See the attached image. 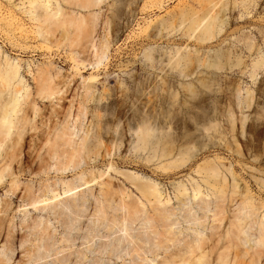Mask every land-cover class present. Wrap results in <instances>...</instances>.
<instances>
[{"label":"rangeland","instance_id":"obj_1","mask_svg":"<svg viewBox=\"0 0 264 264\" xmlns=\"http://www.w3.org/2000/svg\"><path fill=\"white\" fill-rule=\"evenodd\" d=\"M24 1L0 0L1 57L18 65L16 83L35 89L38 68L50 64L55 81L69 79L76 87L62 100L39 103L43 113L36 116L37 130L68 123L69 133L79 139L87 127L90 136L98 126L103 143L98 152L85 151L78 163L65 166L63 145L51 157L49 144L39 141V156L27 157L30 169H21L22 154L15 173L0 179V209L7 211L0 212V264H179L182 256H193L187 245L199 235L206 238L205 246L219 242L233 213L243 216L247 227L230 264H264V246L255 240L264 214V0H99L92 9L69 5L66 10L74 16L96 15L93 43H108L100 64L90 41L71 53L62 30L56 34L62 41L48 49L32 31ZM201 4L202 16L210 12L201 25L215 17L214 34L206 40L198 38L201 26L192 32L188 19L182 20L183 12ZM91 75L95 97L80 119L78 100L84 78ZM64 107L71 109L70 116ZM53 108L60 112L51 114ZM143 124L161 137L156 156L150 146L137 147ZM210 167L218 169L227 190L225 213L217 216L222 220L213 217L214 197H193L194 185L207 193L219 184ZM81 171L96 179L52 198L63 192V181L79 182ZM147 181L156 183L163 201L169 199L162 208L171 216L158 228H171L175 240L163 245L145 212L128 218L115 204L105 209L100 201L106 185L137 200L141 193L135 183ZM180 183L187 187L182 200L177 197ZM246 193L255 212L238 211ZM124 219L136 243L117 225ZM38 245L39 253L31 258Z\"/></svg>","mask_w":264,"mask_h":264},{"label":"bare ground","instance_id":"obj_2","mask_svg":"<svg viewBox=\"0 0 264 264\" xmlns=\"http://www.w3.org/2000/svg\"><path fill=\"white\" fill-rule=\"evenodd\" d=\"M28 2L29 7L28 11L30 12L31 20H33L32 31L41 35L46 41V47L51 49L53 43L65 39L69 41L70 51L74 53L75 51H81V49L89 41L94 44L93 39V30L95 25V14L87 16L86 14L80 15L79 17L74 16L71 12L66 10V7L69 5L78 6L84 9H92L95 7L99 0H25ZM203 3V1H199ZM191 12H183L182 20L189 21V28L192 29V32L200 27V32L198 38L202 40L210 39L214 34L215 28V17L210 15L209 20L204 23V19L210 14L200 13L204 11L203 5L201 4L200 8L191 7ZM191 14L189 17L188 15ZM9 27H13L12 22H9ZM59 30H62L61 39L57 37ZM62 41V40H61ZM57 44V43H56ZM81 48H76V47ZM96 47V57L97 64L102 62V59L106 57L108 43L107 40L101 41L99 44H94ZM0 49V144H5L4 149L0 152V179L15 173L14 168L18 162H22L21 155L24 154L25 163L21 166V169L28 168L30 166L26 164L27 157L36 154V157L39 156L40 146L39 141H44L49 144L48 151L51 154V157L58 153L60 146L63 145L62 153L66 158L65 166H69L72 163H78L80 158L83 155V152L87 151L89 153L98 152L100 146L103 143V133L100 127H96L94 132L90 134V128L85 129L86 134L81 136L79 139H75L71 133H69V124L66 123L62 127L54 125L49 127L48 130L41 128L37 130L39 126L36 123V116H39L43 113V109L39 108V103H44L45 99H57L62 100L65 97V93L74 94L76 91L75 83L72 85V80L65 79L55 81L52 75V67L50 64L39 67L37 70L36 76H34L35 89L29 88L28 86H21L20 83H16L18 76V65L10 62L9 58L1 57ZM185 58V56H183ZM179 62V60L177 61ZM94 76L84 78L83 89L84 92L81 95V98L78 100L77 106V115L78 118H82L88 107V102L95 97L94 83L92 80ZM85 81H87L85 83ZM24 90V91H22ZM73 106V104H72ZM86 109V112H85ZM60 112L58 108H53L51 114L57 115ZM63 112L66 115H71V109L63 108ZM150 127L148 124L142 125L138 129V141L137 147L140 149H145L148 146L153 149V156L158 154V142L161 140V137L151 133ZM35 129V131H32ZM157 137V139H156ZM28 138L33 140V143L28 141ZM29 144L30 149L26 150V146ZM106 147V145H105ZM170 150L163 155H167L171 152ZM160 154V153H159ZM162 155V154H161ZM3 161V162H2ZM43 164V160L38 158L35 161V166L40 168ZM138 167L145 169V165L141 162L137 164ZM169 164L161 165L163 169L170 167ZM34 169L31 170L33 172ZM38 170V169H35ZM209 173L213 176L219 177L218 185H212L210 192L204 193L202 191L201 185L197 184L193 187V197H199L204 199V196L214 197L217 200L216 212L214 213V219L222 220L223 218H218L219 215H224L225 209L222 205V202L226 198V192L224 185L225 182L220 176V172L215 167H210ZM79 182L73 180L63 181V192L58 193L54 192L52 198L64 194H69L72 191L76 190L79 186L83 184H88L90 181L96 179L92 177L91 179L86 178L84 171L79 173L77 177ZM12 183H18V178H13ZM139 189L141 196L134 200L130 198V194L122 193L117 194L115 190L110 185L101 186V194L103 198L100 200L103 203L105 209L112 208L113 204L116 207L125 211V217L136 218L140 212H145L147 214L146 218H150L153 223L151 227L153 228L156 234H159L163 239H161L158 244L163 245L165 242L174 241L175 237L172 235L173 231L171 228H164L160 230L158 227L160 224L167 225V221L171 216V213H168L166 209L162 208L169 199L163 201L161 191L158 189L156 183L147 181L144 183H135ZM101 185H104L101 183ZM178 198L182 200V196L187 195V187L184 183H180L177 186ZM245 200H242L238 207V211H243L249 209L252 212H255L256 207L251 202L253 200L252 196L246 193ZM129 197V198H128ZM248 199V200H247ZM35 200L34 202H36ZM147 207V209H146ZM152 211L153 213L151 214ZM0 212L6 213L5 209H0ZM104 220L108 218L106 210L104 211ZM2 216H0V220ZM258 224V233L256 235V242L264 246V214L261 219L257 221ZM120 229L125 230L128 234L131 235V242L136 243V239L130 232L129 226L124 219L123 221L117 222ZM247 227V222L243 216L236 215L233 213L230 216L229 225L227 228H224L223 232L220 235L219 242H214L213 244H208L205 237H200L196 239L195 243L187 245L188 251L193 255L190 258L182 256L180 258L179 264H230L233 261V247L237 242L243 243L242 234L245 233V228ZM236 229V230H234ZM253 239V237H252ZM237 241V242H236ZM221 242V243H220ZM247 242V241H246ZM39 245L37 250L30 254V257L35 258L39 253ZM221 250V248H223ZM166 248L168 246L166 245ZM209 250H206V249ZM136 252H139V248L133 249ZM32 251V250H31ZM199 251V253L193 254L194 252ZM236 261V255L234 263ZM161 264H175L170 260H165Z\"/></svg>","mask_w":264,"mask_h":264}]
</instances>
